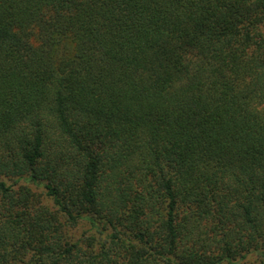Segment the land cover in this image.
Wrapping results in <instances>:
<instances>
[{
	"label": "trees",
	"instance_id": "16d2710c",
	"mask_svg": "<svg viewBox=\"0 0 264 264\" xmlns=\"http://www.w3.org/2000/svg\"><path fill=\"white\" fill-rule=\"evenodd\" d=\"M0 264H264V0H0Z\"/></svg>",
	"mask_w": 264,
	"mask_h": 264
}]
</instances>
